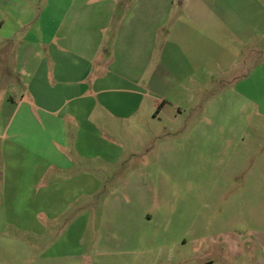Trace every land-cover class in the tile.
<instances>
[{
	"label": "crops",
	"instance_id": "crops-1",
	"mask_svg": "<svg viewBox=\"0 0 264 264\" xmlns=\"http://www.w3.org/2000/svg\"><path fill=\"white\" fill-rule=\"evenodd\" d=\"M254 5L258 15L250 0H0V236L40 242L24 261L138 264L155 216L140 213L138 165L125 161L149 153L165 121L203 116V91L264 42ZM75 212L80 243L98 224L101 251L44 243Z\"/></svg>",
	"mask_w": 264,
	"mask_h": 264
},
{
	"label": "rangeland",
	"instance_id": "rangeland-1",
	"mask_svg": "<svg viewBox=\"0 0 264 264\" xmlns=\"http://www.w3.org/2000/svg\"><path fill=\"white\" fill-rule=\"evenodd\" d=\"M250 1L258 15L254 3L264 0ZM251 44L258 48L203 91V116L165 121L150 152L125 161L138 165L140 213L155 216L150 227H140L151 239L136 249L138 264H264V42ZM121 140L137 150L144 141ZM76 214L57 220L56 234L44 243L55 244L59 254L66 240L80 248L69 252L101 251L98 224L80 243L82 215ZM39 243L33 235H1L0 264H32L23 256L35 257Z\"/></svg>",
	"mask_w": 264,
	"mask_h": 264
},
{
	"label": "trees",
	"instance_id": "trees-1",
	"mask_svg": "<svg viewBox=\"0 0 264 264\" xmlns=\"http://www.w3.org/2000/svg\"><path fill=\"white\" fill-rule=\"evenodd\" d=\"M204 264H213V263H212V261H209V262H206V263H204Z\"/></svg>",
	"mask_w": 264,
	"mask_h": 264
}]
</instances>
